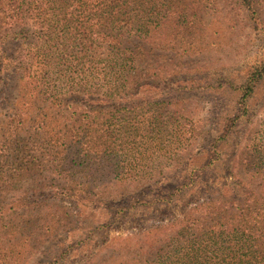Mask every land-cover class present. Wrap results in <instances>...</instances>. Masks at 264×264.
I'll use <instances>...</instances> for the list:
<instances>
[{"label":"trees","instance_id":"trees-1","mask_svg":"<svg viewBox=\"0 0 264 264\" xmlns=\"http://www.w3.org/2000/svg\"><path fill=\"white\" fill-rule=\"evenodd\" d=\"M253 31L264 36V0H0V264L29 263L61 223L71 228L67 201L95 196L130 212L165 159L181 167L197 122L181 107L192 100L168 90L207 70L189 59L233 44L244 52L248 40L237 38ZM217 83L223 102L227 92L240 99L215 130L233 138L264 63ZM256 133L220 180H206V197L126 237L123 264H264V129ZM147 148L157 164L142 166ZM218 160L209 153L201 172ZM194 183L153 185L139 211L168 209ZM62 245L39 258L60 264Z\"/></svg>","mask_w":264,"mask_h":264},{"label":"rangeland","instance_id":"rangeland-1","mask_svg":"<svg viewBox=\"0 0 264 264\" xmlns=\"http://www.w3.org/2000/svg\"><path fill=\"white\" fill-rule=\"evenodd\" d=\"M238 37L239 39L236 37L238 41L248 40V47L244 52L237 48L236 44H233L231 48L221 52L209 51L205 55L202 54L189 59L188 61L192 63V66L194 64L207 67V70L200 71L198 74H186L183 79L188 83L176 84L175 87L168 90H171L175 95L182 94V97L187 96L192 100L181 106L186 107L187 118L190 120V117L193 116L197 122L196 132L193 133L195 136L191 141V147H189L191 157L187 158L186 156L181 167L177 169L169 166L170 162L165 159L164 162L168 168L164 169L163 174L153 178L145 188L137 191V194L133 192V195H138L140 191L149 187V191L145 192L144 196L140 195L136 201H133L132 204L134 205L133 208L130 207V212H126L124 209L118 210L116 203L113 204L112 208L107 207L103 205L99 197L95 196L80 197L78 200H65L68 202L66 206L73 209L72 217L70 216L73 221L72 227L61 228L63 225L61 223L60 229L57 228L55 237H47L45 244L38 248L34 260L26 264H50L47 255L43 259L42 257L39 258V254L57 251L59 250L58 246H63L62 244H65L63 251H67V253L60 264H114V262L123 264L128 258H124L121 254L124 247L123 241L126 237L139 234L141 230L153 224L165 223L174 217L181 216L188 202L202 200L206 197L204 192L207 190L205 187L206 180H213V178L220 180V170L226 167L224 164L232 166V155L236 149L242 152L245 147L255 144L261 139V133L257 134L256 132L264 129V83L257 88L250 99L248 108L246 112L244 111V120L239 122L241 125L232 131L234 137L228 136L226 139L217 140V136H222V130L219 133L215 130H219L221 126L230 125V119H226V114L234 113V109L236 113L237 105L241 106L238 103L240 99L234 93L228 94L227 92L224 94L226 96L225 102L219 99L221 88L220 83H217L218 80L230 76L233 78L240 77L253 64L264 63V36L253 31L247 36L240 34ZM210 136L213 137L209 138ZM235 140L241 143L240 147L237 146ZM153 152L154 149L147 148L145 156L147 155L151 159L143 160L142 166L154 163ZM164 152L162 151V153ZM209 153L219 160L212 165V168L201 172V168L208 162ZM129 162L135 165L131 159ZM157 163L158 161L154 164ZM192 180L196 182L194 186L188 189L186 187L181 193H176V197H173V203L168 209H165L164 205L155 203L144 214L139 211L142 206H146L143 199L150 193L155 194L156 187L153 185L159 183L160 187L161 183L180 184ZM110 196H114V194H107L106 198ZM45 197H40L37 201L42 204L41 202L47 201ZM146 200L150 201L149 199ZM136 241V239L133 240V245ZM36 252L37 250L34 251V253Z\"/></svg>","mask_w":264,"mask_h":264}]
</instances>
